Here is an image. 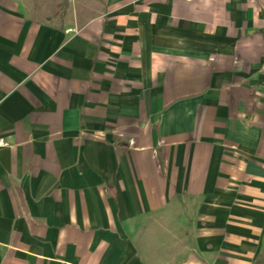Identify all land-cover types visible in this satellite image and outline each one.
Segmentation results:
<instances>
[{
	"label": "crops",
	"instance_id": "crops-1",
	"mask_svg": "<svg viewBox=\"0 0 264 264\" xmlns=\"http://www.w3.org/2000/svg\"><path fill=\"white\" fill-rule=\"evenodd\" d=\"M263 259L264 0H0V264Z\"/></svg>",
	"mask_w": 264,
	"mask_h": 264
},
{
	"label": "trees",
	"instance_id": "trees-1",
	"mask_svg": "<svg viewBox=\"0 0 264 264\" xmlns=\"http://www.w3.org/2000/svg\"><path fill=\"white\" fill-rule=\"evenodd\" d=\"M256 264H264V259H263V260H260V261H258Z\"/></svg>",
	"mask_w": 264,
	"mask_h": 264
},
{
	"label": "rangeland",
	"instance_id": "rangeland-1",
	"mask_svg": "<svg viewBox=\"0 0 264 264\" xmlns=\"http://www.w3.org/2000/svg\"><path fill=\"white\" fill-rule=\"evenodd\" d=\"M46 7V6H45Z\"/></svg>",
	"mask_w": 264,
	"mask_h": 264
}]
</instances>
